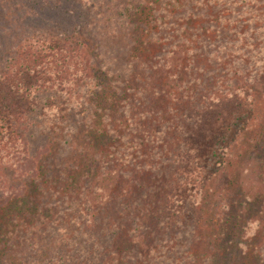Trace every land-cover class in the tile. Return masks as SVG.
I'll return each instance as SVG.
<instances>
[{"label": "rangeland", "instance_id": "rangeland-1", "mask_svg": "<svg viewBox=\"0 0 264 264\" xmlns=\"http://www.w3.org/2000/svg\"><path fill=\"white\" fill-rule=\"evenodd\" d=\"M110 1L93 0L97 7L103 5L100 7L103 11L88 12L91 6L87 7V1L84 4L82 0H0V70L9 62L16 40L38 30L55 27L62 33L81 26L80 29L102 33V39L113 35L111 31V35L108 33ZM123 3L130 10L148 5L162 16L159 20L152 18L142 27L144 35L138 44L118 37L106 47L101 40L112 73L125 79L122 86L128 89V95L124 96L129 97L124 101L126 110L119 106L118 111L111 113L108 127L106 124L96 127V120L85 126V117L65 122L62 128L66 137L61 136L55 143L58 165L78 166L77 171L86 173L88 178L110 168V156L118 153V165H126L132 175H126V181L144 187L137 191L128 181L108 197L118 199L123 208L129 209L125 215L140 204L146 216L141 233L171 221L154 264L185 262L184 252L191 251L199 234L206 227L213 230L217 222L221 243L212 250L213 264L264 262V113H259L237 139L225 170L211 179L209 185L205 186L198 173H186V169L195 168L186 167L181 149L186 127L194 122L190 116H194L191 114L195 108L231 97L233 93L245 97L248 88L252 92L250 80L259 75L264 65V0ZM122 5L116 3V8ZM70 10L78 13L81 10L85 18L73 21L66 15ZM198 18L202 22H197ZM98 20L106 28L98 25ZM184 41L189 43L186 49H174L178 42ZM157 42L162 45L155 47ZM38 132H44V137L36 146H46V127ZM86 134L91 142L89 155L87 148L71 141V135H77L75 140L79 142L78 135ZM107 134H114V138ZM188 178V183L193 180L190 185L185 184ZM148 179L151 183L146 182ZM92 183L94 180L89 185ZM161 189L164 191L160 200L169 201L167 208L157 207L147 198ZM119 194L123 196L117 198ZM124 222H128V227H136L129 224L127 217ZM169 248L174 250L172 257H168ZM255 252L263 260L254 257Z\"/></svg>", "mask_w": 264, "mask_h": 264}, {"label": "trees", "instance_id": "trees-1", "mask_svg": "<svg viewBox=\"0 0 264 264\" xmlns=\"http://www.w3.org/2000/svg\"><path fill=\"white\" fill-rule=\"evenodd\" d=\"M82 1L91 6L88 12L103 11V5L97 7L93 0ZM123 2L109 3L108 33L113 35L102 39V33L81 26L62 33L55 27L38 30L16 40L9 62L0 70V264H154L159 257L171 221L141 233L146 216L140 204L125 215L129 209L108 197L129 181V168L118 165V153L110 156V168L86 178V173L77 171L78 166L60 167L55 148L60 137H66L62 127L69 119L85 117V126L96 120V127H108L111 113L119 106L126 110L124 101L129 97L124 96L128 95V89L122 86L125 79L112 73L101 44L109 47L119 38L138 44L144 35L142 27L161 15L148 5L130 10ZM116 3L123 5L116 8ZM66 15L73 21L85 18L81 10H70ZM197 20L202 22L201 18ZM96 22L106 28L100 20ZM157 43L155 47L162 45ZM188 46V42H178L174 49ZM261 68L250 80L252 92L248 88L245 97L233 93L193 109L194 116L190 117L194 122L186 127L182 156L186 167L195 168L186 169V173H198L205 186L225 170L237 139L259 113H264V65ZM40 124H45L41 127L47 129L48 142L37 147L44 137V132H38ZM71 137L74 144L87 148L89 155V135H78L79 142L75 140L77 135ZM93 180L95 183L89 185ZM129 182L137 191L144 187ZM163 191L150 193L149 202L167 208L169 201L160 200ZM126 217L135 228L128 227ZM214 225L213 230L206 227L199 234L191 251L184 252L185 262L173 264H213L212 250L221 243L219 223ZM169 249L168 257H172L174 250ZM255 254L263 260L258 252Z\"/></svg>", "mask_w": 264, "mask_h": 264}]
</instances>
